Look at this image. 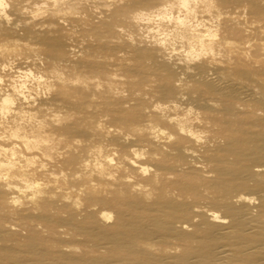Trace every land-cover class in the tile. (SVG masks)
I'll use <instances>...</instances> for the list:
<instances>
[{"label":"bare ground","instance_id":"6f19581e","mask_svg":"<svg viewBox=\"0 0 264 264\" xmlns=\"http://www.w3.org/2000/svg\"><path fill=\"white\" fill-rule=\"evenodd\" d=\"M0 264H264V0H0Z\"/></svg>","mask_w":264,"mask_h":264},{"label":"rangeland","instance_id":"374dc122","mask_svg":"<svg viewBox=\"0 0 264 264\" xmlns=\"http://www.w3.org/2000/svg\"><path fill=\"white\" fill-rule=\"evenodd\" d=\"M29 70L30 71H32V73H34L35 72V70L32 68V67H29V66H27L26 64H24V65H21L20 66V70H19V73L21 72V73H24V72H29Z\"/></svg>","mask_w":264,"mask_h":264}]
</instances>
